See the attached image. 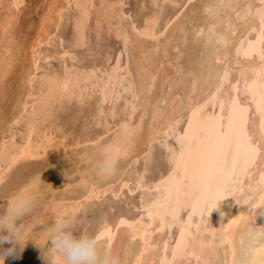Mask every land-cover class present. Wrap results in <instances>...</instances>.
<instances>
[{"label":"bare ground","instance_id":"6f19581e","mask_svg":"<svg viewBox=\"0 0 264 264\" xmlns=\"http://www.w3.org/2000/svg\"><path fill=\"white\" fill-rule=\"evenodd\" d=\"M151 1L155 8L150 14L143 13L144 25L137 27L123 12L122 0H63L39 24L31 53L53 37L62 11L72 7L75 43L88 44L86 29L94 15V24L105 26L121 40L124 61L115 60L102 76L95 74L96 68H65L61 74L39 76L37 60L26 58L23 67L20 62L22 72L18 68L22 77L11 90L6 87L12 82L6 78L14 63L24 59L21 50L20 57L12 52L16 38L12 39L10 24L15 22L11 23L12 16L5 18L0 31V91L6 86L13 104L0 110V186L19 165L42 164L29 174L25 170L27 175L18 177L10 190V186L0 190V215L21 196L31 201L17 221L22 225L23 246L0 243V252L15 249L4 257V264H60L50 244L51 225L61 217L72 216L77 221L83 211L107 195L117 199L123 187L127 189V173L140 160L150 159L157 143L160 149L165 145L168 169L150 187L143 182V171L135 176L134 188H128V194L150 192L148 198L139 200L140 215L121 216L112 224L102 218L95 235L108 230L110 235L101 239L105 246L127 249L132 264H232L233 233L241 222L253 218V210L264 201V0ZM165 3L175 8L168 15ZM19 4L10 2L15 9ZM33 79H38L37 89ZM93 92L99 96L95 119L101 129L93 132L84 126L81 135L54 136L51 128L57 106L70 100L82 104ZM122 94L127 97L118 105ZM107 103L111 106L104 113ZM117 111L122 118L116 116ZM169 139L174 145H167ZM98 143L111 145L120 156L119 172L112 178L100 179L93 170L90 156ZM45 157L48 160L43 162ZM59 159L66 160V169ZM216 170L222 171L217 178L229 190L203 196L202 184ZM118 184L121 191L115 190ZM202 197L206 200L203 215L193 216L192 204ZM32 207L37 208L35 215L30 212ZM181 211L188 212L187 219L180 218ZM255 212L253 227L264 226V208ZM173 227L179 233L171 244Z\"/></svg>","mask_w":264,"mask_h":264},{"label":"rangeland","instance_id":"374dc122","mask_svg":"<svg viewBox=\"0 0 264 264\" xmlns=\"http://www.w3.org/2000/svg\"><path fill=\"white\" fill-rule=\"evenodd\" d=\"M8 1L9 0H6V1L0 0V4L2 3L0 5V14H1L0 17H3L4 15H6V17H3L2 19L0 18V19L2 21H4L5 18H7V16L13 17V18H11V23H14V22L15 23H14V25L10 24V26L11 25L13 26V27L12 26L10 27V32H12V34L14 33L13 38L12 37L11 38L12 39L16 38L15 40H12V42L15 44L14 45L15 49H16V51L18 50V52H16L15 49H13L11 47L13 49L12 52H14L15 55H18L19 57L21 55L22 59H24L25 62L23 60H21V58H20V61L18 60L19 62L16 61V58H18V56H15V61H16L15 63H17V64L15 65V63H14V69H12V73L10 74V76H8L6 78V82L9 80L12 82V83H10V81H9V83H10V85H8L9 88L5 86L7 89L11 90V88L13 86L16 87L15 86L16 82H18V79L22 77V73L20 74V72H22L21 69H22L24 64H27V60H25L26 58L28 59V61L31 60L30 58H34L33 60H35V61L37 60L36 64L39 68L38 69V75L39 76L41 74H52V73L61 74V73H63L65 68H67L69 70L86 69L87 71H89V69L95 70V68H96L95 74L98 76H102L103 74H106L109 72V69L112 67L115 60L120 59L121 62L124 61L125 56H124L121 40L118 39L117 37H115V35L112 34L111 32H108V30H106V28H104L105 26H103V28H100L99 26L94 24L95 23V16L94 15L91 16V18H90L91 23L89 21L88 27L86 29L88 44L80 45V44L75 43V37L73 34L74 28H73V23H72L73 22L72 18L75 14V11L73 12L74 9H72V7H69L67 11H62L63 12V13H61L62 14V20H61V24L58 27L59 30L58 29L56 30L53 37L49 38V40L46 41L44 44H41L40 47L37 46L35 48V50H33L34 53H31L32 49L29 47L34 43V40L38 35L37 33L41 29V26H39V24H42L41 22H44L48 17H51L54 14V12L58 9V7L61 6V3H63V0H60V2H59V0H53V2H52V0L51 1L50 0H28V1L27 0H24V1H22V0L18 1L17 0L18 3L22 2V4H19L17 6L18 9H19V7H21L20 11L17 8H16L17 9L16 10L14 7H12L10 5L11 0H10V2H8ZM140 1L141 0H122V3H124V5L123 4L121 5L123 12L129 17L131 23L137 27H139V26L143 27L145 15L150 14V11L152 12V10L155 8L154 5L152 4L151 0H142L141 2ZM3 2H4L5 7L3 5ZM5 3H7V4L9 3L8 4L9 7H7ZM131 3L133 4V6ZM2 5H3V8H2ZM165 5H166V3L164 4V6ZM53 6H55V8ZM144 6H146V8ZM167 7H171V8H167ZM132 8H133V10H132ZM172 8H173V6H171L170 3H167V6L164 7V13L168 15V12L169 11L171 12ZM1 9H4V10L1 11ZM174 9H172V10H174ZM5 10H7L6 12H8V13H6ZM48 11L51 13H49ZM132 12L136 15L137 18L135 17V15ZM44 14H45V16H44ZM49 14H51V16ZM93 16H94V19H93ZM138 18H139V20H138ZM13 19L15 21H12ZM1 20H0V22H1ZM4 24H5V21L2 24V26H0L1 32H2V28L5 26ZM93 26L96 29H98L99 32L96 31V29ZM64 27H66V28H64ZM11 28H13V29H11ZM95 33H97V36ZM99 42H100V44H99ZM17 47H19V48L17 49ZM22 48L24 49L23 52H22ZM28 49H29V51H28ZM19 50H21V53L19 52ZM26 50H27V52H26ZM18 53H20V55ZM23 53H25V55ZM30 54H32L33 56ZM34 55H35V57H34ZM118 56H120V57L118 58ZM35 58H37V59H35ZM20 64L22 65V67ZM18 65H20V66H18ZM18 68L20 69V72H19ZM16 71H18V73ZM11 75H12V77H11ZM14 75H15V78H13ZM16 77H17V79H16ZM14 81H16V82L14 83ZM33 86L35 89L38 88V79H36V80L33 79ZM5 87L4 86L2 87L3 89L1 91H3V92L0 91V110L1 109L5 110V108L8 109L10 107V105L13 104V99H12L13 97L11 98L10 97L11 95L9 94V93H11V91L4 89ZM6 91L8 93V96L10 95L9 97L7 96L8 99L11 98L9 100L6 97V95H7V93H5ZM35 91L36 90H34L33 94H35ZM91 96L92 97H90V99H88L87 101H85L82 104H80V102H78L76 100H70L69 102H63L57 106V108L55 110V112H56L55 115H56L57 119H55V121H54L55 123L52 124V128H51V131L54 132V136H56L58 138L62 135L68 136L71 132H75L78 135H81V131H82V128L84 126L93 132H97L101 129V125H98L96 123V119H95V114H96L95 109L97 107L96 102H97L99 96H98V93H96V92H93ZM124 96H125V94L121 95L122 98H120L118 105H122L124 103V99H126L127 95L125 97ZM6 100H7V102H5ZM8 102H9V105L7 104ZM80 106H83L84 110ZM109 106H111L110 103H107L104 105V108H103L105 110L104 113H106L108 111ZM216 110H217V107L215 108V111ZM116 113L118 114L119 112L117 111ZM120 115L121 114L119 113L116 116L117 117L119 116L122 118L123 116L122 115L120 116ZM109 121H111L110 117H109ZM184 127H185V122H183L180 125V130L183 131ZM15 138L18 139L19 134H17V136H15ZM167 143H168L167 145H169V144L174 145V142L171 139H169ZM157 144H155L154 146L158 150L155 149V147L153 148V150H155V151L153 152V150H152V154H151L152 158L150 157V159L144 158V159L140 160L139 164H137V167L136 166L133 167V169H130V171L127 173V175L125 177L126 182L124 183L125 186L127 185L126 186L127 189H125L123 187V189H122L123 191H121V185H119V184L115 187V190L121 191V193L117 196V199H113L111 196L107 195L100 202L95 203L94 206L87 209L86 211H83L84 215L80 214L78 216L79 219L74 222V228L77 231H79V232L85 231L88 233L90 231L91 234H95L101 225L102 218H106L107 221H109V224H112L115 221V219H117L121 216L125 217L128 215L131 218H133V217H137L140 215L141 209L139 208L140 207L139 206V203H140L139 200L141 199V197L148 198L150 196V192H148L144 189L145 191L144 190L143 191L135 190V191H133V194H128V188L131 190L134 188V182H135L136 178L139 177V173H143V171H144L143 182L145 183V185H148L150 187V183L152 181L157 180L163 173H165L166 168L168 169V167H169L168 163L169 162L167 163L168 160L167 159L165 160V158H167V154H165L166 148H164L165 145L162 144L163 147L160 149V147H159L160 144L158 146H157ZM158 151H160V152H158ZM59 154H61V152ZM161 159H163V160L161 161ZM47 160L48 159L45 157V159L43 158L42 161L45 162ZM52 160H54L53 156H52ZM59 160H61V162L66 161V160H62V159H59ZM61 162H58V163H60L59 165L62 166L63 168L65 167L64 169H66V167L68 165H66V163L64 162V164L66 166H63L64 164ZM33 163L28 162V165H27V163H23V164L19 165L18 168H16V170L13 171L14 173L12 172L9 175V177L7 178V180L4 183H2V185L0 186V190L3 188L4 189L9 188V186H10V188H9V190H10L11 187H13L14 183H16L15 181H18V179L21 177V175H23V174L27 175L26 173H28V174L31 173V171H32L31 169L35 170V168H37V166L42 164L41 161L40 162L34 161ZM160 164H162V166ZM141 166H142V168H141ZM149 166H150V168H149ZM163 167L165 170L163 169ZM155 168L157 171L155 170ZM25 170H26V173H24ZM148 170H149V173H148ZM66 172L68 173L69 171H66ZM133 172H134V174H133ZM150 173L152 175H150ZM145 174L147 176H144ZM132 176H133V179H132ZM135 176H137V177H135ZM155 177H156V179H154ZM144 192L145 193L147 192V193L145 194ZM140 194H141V196L139 197ZM108 203H111L112 205L108 204ZM98 204H99V206H101V205L102 206L99 207ZM104 206H106V207H104ZM116 206H117V209L115 208ZM108 209H109V211H108ZM119 210H121V212ZM93 211H94V213H93ZM30 212L32 213V215H35V213L37 212V208L32 207V209H30ZM101 213H103V214H101ZM92 214H94V215H92ZM180 214H181L180 215L181 219H183V218L187 219L188 218L187 215H189L187 211H181ZM89 217H93L91 219L93 221H91ZM109 219H112V220H109ZM95 223H97L95 225V227L92 226V224H95ZM77 225H79V226H77ZM38 226H40V225H38ZM36 228H37V226L34 229H36ZM175 228H177V227H173L172 231H171V235L174 233L171 244L175 241V238L177 237V234L179 233V232H177L178 229H175ZM179 230H181V228H179Z\"/></svg>","mask_w":264,"mask_h":264},{"label":"clouds","instance_id":"9594fccd","mask_svg":"<svg viewBox=\"0 0 264 264\" xmlns=\"http://www.w3.org/2000/svg\"><path fill=\"white\" fill-rule=\"evenodd\" d=\"M93 170L100 179H109L119 172L120 156L111 145L98 143L90 156ZM31 201L21 196L12 209L0 215V243L12 241L21 243L22 225L17 223L30 208ZM264 208L258 205L256 208ZM255 208V209H256ZM253 218L241 222L233 233L235 255L232 264H264V226L253 227ZM50 244L60 264H132L127 249L106 247L98 236L88 232H79L74 228V217H61L49 228ZM9 248L0 252V264L4 257L13 253Z\"/></svg>","mask_w":264,"mask_h":264},{"label":"snow or ice","instance_id":"6c2138e0","mask_svg":"<svg viewBox=\"0 0 264 264\" xmlns=\"http://www.w3.org/2000/svg\"><path fill=\"white\" fill-rule=\"evenodd\" d=\"M182 158V157H181ZM218 176H222V171L216 170L213 172H210L207 179L202 184V193L203 196H215L219 192L228 191L227 183L224 182L221 179H218ZM206 203V200L202 198H198L193 204H192V215H203V205ZM262 207H264V201L260 204ZM121 223H124L121 221ZM110 235V232L108 230H105V232L101 233L98 236V239H102L104 236Z\"/></svg>","mask_w":264,"mask_h":264}]
</instances>
